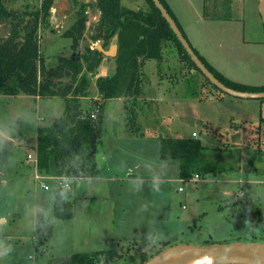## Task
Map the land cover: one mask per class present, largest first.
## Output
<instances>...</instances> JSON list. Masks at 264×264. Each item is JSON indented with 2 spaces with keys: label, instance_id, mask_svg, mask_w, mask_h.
Returning <instances> with one entry per match:
<instances>
[{
  "label": "rangeland",
  "instance_id": "374dc122",
  "mask_svg": "<svg viewBox=\"0 0 264 264\" xmlns=\"http://www.w3.org/2000/svg\"><path fill=\"white\" fill-rule=\"evenodd\" d=\"M43 1L5 0V3L9 9L20 12L36 10L41 12ZM130 1L132 2L127 0V4L132 5L134 9H149L145 0ZM84 3L88 6H83ZM57 5L60 7L58 10L52 11L51 8L49 16L39 22L38 38L46 67L58 63L60 55L69 58L76 53H86L87 48L94 49L98 45L102 46V39L99 38L103 34V29L99 36L100 13L95 7V0H58ZM80 7L86 9L84 12L87 19L86 27L77 49L73 50L70 45L71 39L63 34L76 20ZM54 15L56 18L51 20ZM8 33V25L0 24V39L5 38ZM94 38L98 39L94 40ZM109 47L110 44L103 48L108 50ZM164 49L166 57L181 58L179 66L172 65L167 70L170 75L174 74L176 68L182 72L180 83L185 84L187 89L196 90L200 87L206 91L215 88L197 69H194L190 61L182 58L175 41L168 40ZM108 62L116 63L114 57H109ZM189 69L194 71L190 73ZM82 73H86L85 69ZM98 73L99 70L96 69L95 73L86 74L90 78L86 96H83L87 99H82L86 111L92 110L94 106L92 95L95 85L93 82ZM60 77L62 80L58 82L61 84L67 83L70 79L65 75ZM172 77L174 79V76ZM212 109L207 103L193 104V110L198 115H208L207 112ZM3 113L4 106L1 102V126L6 120ZM212 118L218 125H222L220 130L226 134L229 130L225 128L228 122L220 115L212 116ZM180 119L179 117L174 120L169 119L166 129L181 126L176 132L179 137L190 135L193 129H202L198 120L181 121ZM17 120L20 119L17 118ZM32 128L31 120H23L15 127L13 126L8 135L21 138L32 137L33 134H30ZM107 129L106 125L105 133ZM122 134L126 133L122 123L119 122V135L122 136ZM202 137L204 140L209 138L207 141L216 143L212 135L207 137L202 133ZM34 142L33 139H26L25 144H20L18 147L11 142H4L8 152L0 151V170L4 172L0 173V216L4 215L7 218L4 224L0 223V264H64L73 253H92L98 250L112 251L110 264H141L161 250L166 242L171 245L235 241L264 243L263 182L233 184L232 194H224L223 200L219 203L221 186L215 181L209 184L205 192H201V200L196 202L193 196L197 194L196 187H193L195 183L190 181L183 182L177 179L155 183V185L139 182L136 184L135 180L128 178L126 172L128 165L133 167L132 174L138 176V179L143 177L156 179L158 175L168 179L171 176L163 177L162 174L153 171L143 172L134 167L135 163H131L133 158L128 161L120 152L112 155L109 158L110 161L105 154L100 156L96 154V151L95 160L100 171L95 178H68L69 188L65 189L67 197L72 203H75L76 199L79 202L74 206L72 218H55L51 203L56 181L51 179L50 175L41 174L38 168L26 160L27 153L32 151ZM0 149L3 148L0 147ZM241 150L230 148L228 152H213V154L220 156L219 163H223L224 166L237 168V170L246 169L243 171L250 174L245 177L255 180L263 177L264 156L259 151L249 148L245 149V153L243 151V159ZM157 154V150L154 153L151 150L149 159L156 160ZM123 159L126 160V165L119 164L116 167ZM36 173L40 176L44 175L43 181L35 179ZM234 174L235 172H230L228 177H233ZM112 176L117 179L109 180ZM174 177L178 178V175ZM3 179L7 181L4 185L1 183ZM41 182L48 184L49 189L44 191ZM179 185H183L185 190L178 192ZM198 185L200 186L201 183ZM243 191L245 194L242 197L240 192ZM41 193L49 196L45 197L46 215L44 214L43 218H36V210H39L42 205L39 202L36 205L35 201L39 199ZM255 199L260 202L254 204ZM216 202H218L219 210L224 209L218 211ZM202 210L206 211L203 217L200 216ZM11 212L16 215L12 217V214H9ZM31 237H34L35 241L32 242Z\"/></svg>",
  "mask_w": 264,
  "mask_h": 264
},
{
  "label": "crops",
  "instance_id": "0c3cea01",
  "mask_svg": "<svg viewBox=\"0 0 264 264\" xmlns=\"http://www.w3.org/2000/svg\"><path fill=\"white\" fill-rule=\"evenodd\" d=\"M165 1L174 13L186 39L212 67L232 81L250 86L264 85V24L259 12L258 0ZM57 2L58 0H54L52 11L60 8ZM120 2L123 7L134 9L132 5L127 4V0H121ZM129 2L132 1L129 0ZM55 18L56 15L52 16L51 20ZM71 43L72 40H70V45ZM165 46L166 43L162 48L163 56L160 60L148 59L140 66L141 88L132 107L130 99L125 96L106 100L101 99L96 87V79L98 76H111L116 67V63L108 62L109 56L103 54L104 57L97 67L99 73L94 77L95 87L92 95V102L97 103L96 106L103 104L104 110V130L102 139L96 141V154L100 156L105 154L109 159L115 153L120 152L128 161L133 158L131 163H135L134 167L136 166L135 168L141 169L143 172L151 173L153 171L162 174L163 177L171 176L168 179L158 177L160 175L156 179L151 177L138 179V176L131 175L134 170L133 167L128 165L126 169L128 178H131L132 181L135 180L136 184L139 182L140 184L155 185V183L177 179L185 182L180 177H174V175H178V167L175 161H164L159 158L158 137H179L176 132L181 126L166 129L169 119L174 120L179 117L181 121L198 120L202 125V129H193L190 135L183 137H194L193 133H196L195 138L201 140L202 144L206 146L207 152L223 153L228 152L230 148H240L244 159L245 149L250 148L259 151L264 156V98L236 97L221 90H216V88L206 91L200 87L196 90L187 89L185 84L180 83L182 72H179L176 68L174 74H169L167 68L172 65L179 66L181 58L166 57ZM41 51L43 53L42 49ZM115 56L111 57L115 58ZM58 63L53 64V66ZM192 71L194 69H189L190 73ZM172 76H174V79ZM60 80H62L61 77L54 79L55 82ZM85 98L81 97L80 100L83 101L82 99L85 100ZM63 100V98L55 96L42 98L38 95L25 93L0 95V103L3 102L4 106L3 116L6 118L2 126L0 125V147L3 148L0 149L1 153L8 152L5 149L4 142H11L18 147L20 144H25L26 139L35 141L32 145V151L28 152L33 153L36 147L37 128L51 124L55 117L63 113L65 107V100ZM195 103H207L213 109L207 112L208 115H198L193 110V104ZM211 115H220L228 122V126L225 128L229 130L226 131V134L221 132L222 125H218ZM17 118L20 120H17ZM130 119L132 120L130 121ZM23 120H31L33 128L30 134H33L32 137L9 136V130ZM119 122L122 123L126 133L122 136L119 135ZM106 125L108 127L107 133H105ZM202 133L207 137L212 135L216 143L207 141L209 138L204 140ZM226 146L228 147L226 148ZM151 150H153V153L157 150L156 160L149 159ZM216 157L221 161L220 156L216 155ZM125 159L120 160L116 167L119 164L125 166ZM109 160L111 161V159ZM96 164L98 163L96 162ZM219 165L224 166L223 163H219ZM224 168V171L199 174L198 179L195 181L187 180L195 183L193 187H196L197 194L193 196L196 202L201 200V192H205V189L209 188V184L215 183V181L221 186L219 203L223 200L224 194H232L233 184L242 182L264 183V175L255 180L245 177V175L250 174L244 172L246 169H243L244 171L242 169L237 170V168L227 165ZM230 172H235L233 177H228ZM236 172L238 173L236 174ZM0 173L4 172L0 170ZM116 179L114 176L109 178L111 181ZM6 182L3 179L1 183L4 185ZM179 186L183 187L182 191L185 190L183 185ZM243 194H245L244 191ZM45 197L48 198L49 196L41 193L39 199L35 201L36 205L37 202L42 205L39 210H36V218H43V215H46ZM259 202L258 199H255L254 204ZM51 204L53 214V199ZM217 205L218 202H216L218 211L224 209L219 210ZM9 214H12V217L16 215L13 212ZM205 214L206 211L202 210L200 216L203 217ZM6 221L7 218L1 215L0 223L4 224ZM34 237H31L32 242L35 241L33 240Z\"/></svg>",
  "mask_w": 264,
  "mask_h": 264
},
{
  "label": "trees",
  "instance_id": "16d2710c",
  "mask_svg": "<svg viewBox=\"0 0 264 264\" xmlns=\"http://www.w3.org/2000/svg\"><path fill=\"white\" fill-rule=\"evenodd\" d=\"M120 1L95 0V7L100 13L99 27L103 22V34L99 38L102 39V46L110 44L113 36L118 35L115 71L111 76H98L96 79L102 100L125 96L130 99L132 107L141 88L140 66L148 59L160 60L162 48L168 40L175 41L182 58L190 61L194 69L200 72L152 0H145L148 10L128 9ZM160 2L182 31L167 2ZM53 3L54 0H44L41 12H20L9 9L5 0H0V24L9 27L8 35L0 39V95L25 93L42 98H63V113L55 117L51 124L37 128L35 151L38 170L44 175L93 179L99 174L95 153L96 141L101 140L103 135L104 110L103 104L96 106L97 103H94L92 110L86 111L80 98L86 96L90 82L86 74L96 72L104 55L96 48H87L84 54L76 53L69 58L59 56L56 66L46 67L40 49L38 28L40 20L49 16ZM83 6L88 4L84 3ZM84 8L80 7L76 20L63 34L71 38L73 50L77 49L86 27ZM193 50L226 86L240 91L264 92V85L250 86L226 78ZM83 69L86 73L81 74ZM61 75L69 77V81L65 84L55 82L54 79ZM158 139L159 158L175 161L178 177L182 179H189L194 174L225 170L224 166L219 165L220 160L216 155L207 152L199 138L159 136ZM78 202L77 199L75 203L70 202L65 189L55 188L53 216L58 219L72 218L74 206ZM111 260V250H98L92 253H73L64 264H110Z\"/></svg>",
  "mask_w": 264,
  "mask_h": 264
},
{
  "label": "water",
  "instance_id": "95a60500",
  "mask_svg": "<svg viewBox=\"0 0 264 264\" xmlns=\"http://www.w3.org/2000/svg\"><path fill=\"white\" fill-rule=\"evenodd\" d=\"M155 6L159 9L164 19L168 22L169 26L173 30L177 39L190 56V59L194 62L195 66L200 72L210 81V83L216 86L219 90L236 97L261 99L264 98V92H249L235 90L222 83L214 74L205 66L200 60L196 52L193 50L189 41L183 35L182 31L176 24L175 20L166 10L160 0H152ZM259 12L264 24V0H258ZM100 34H102V24ZM117 39L118 35L115 34L111 39L110 47L108 50H104L103 46L98 45L97 50L102 52L105 56H115L117 54ZM133 175V174H131ZM136 176V175H133ZM164 249L151 256L149 259L143 261L141 264H166V261L173 257H179V259L172 264H184L186 259L195 255H207L214 260L213 264H264V243L260 242H222V243H206V244H194V243H180L170 245L169 242L163 244ZM107 263V262H106Z\"/></svg>",
  "mask_w": 264,
  "mask_h": 264
},
{
  "label": "built area",
  "instance_id": "2783aa9c",
  "mask_svg": "<svg viewBox=\"0 0 264 264\" xmlns=\"http://www.w3.org/2000/svg\"><path fill=\"white\" fill-rule=\"evenodd\" d=\"M193 136L195 137L196 133H193ZM26 160L28 162H31L35 168H38L37 167L36 151H34L33 153H28L27 156H26ZM49 177L56 181V188H63V189L69 188V182H68V177L67 176H64V175H59V176L50 175ZM198 177H199V174H194L193 176H191V178L184 179V180L185 181H187V180L195 181V180L198 179ZM35 179H38L39 181H43L44 175L40 176V175H38V173H36L35 174ZM40 184L43 186L42 188L44 190L45 189H49V185L48 184H46L44 182H41ZM182 190H183V187L179 186L178 187V191H182ZM240 195L242 196L243 192H240Z\"/></svg>",
  "mask_w": 264,
  "mask_h": 264
},
{
  "label": "bare ground",
  "instance_id": "6f19581e",
  "mask_svg": "<svg viewBox=\"0 0 264 264\" xmlns=\"http://www.w3.org/2000/svg\"><path fill=\"white\" fill-rule=\"evenodd\" d=\"M179 259V257H173L166 261V264H172L176 262ZM214 260L212 257L207 255H191L189 256L184 264H213Z\"/></svg>",
  "mask_w": 264,
  "mask_h": 264
},
{
  "label": "flooded vegetation",
  "instance_id": "af4514ba",
  "mask_svg": "<svg viewBox=\"0 0 264 264\" xmlns=\"http://www.w3.org/2000/svg\"><path fill=\"white\" fill-rule=\"evenodd\" d=\"M170 245H171V244H170ZM163 249H164V247H163L161 250H163ZM161 250H159V251H161ZM159 251H158V252H159ZM158 252H157V253H158Z\"/></svg>",
  "mask_w": 264,
  "mask_h": 264
}]
</instances>
